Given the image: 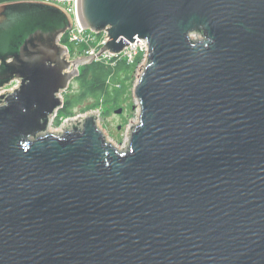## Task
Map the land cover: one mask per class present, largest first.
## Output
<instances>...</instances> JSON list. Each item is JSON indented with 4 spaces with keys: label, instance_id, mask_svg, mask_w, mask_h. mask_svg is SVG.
Masks as SVG:
<instances>
[{
    "label": "water",
    "instance_id": "95a60500",
    "mask_svg": "<svg viewBox=\"0 0 264 264\" xmlns=\"http://www.w3.org/2000/svg\"><path fill=\"white\" fill-rule=\"evenodd\" d=\"M74 13L107 40L69 61L61 8L0 4V264H264V0H75ZM136 39L125 149L96 112L50 132L79 68Z\"/></svg>",
    "mask_w": 264,
    "mask_h": 264
},
{
    "label": "trees",
    "instance_id": "16d2710c",
    "mask_svg": "<svg viewBox=\"0 0 264 264\" xmlns=\"http://www.w3.org/2000/svg\"><path fill=\"white\" fill-rule=\"evenodd\" d=\"M22 0H0V4ZM62 43L66 44L65 38ZM139 58L136 64L139 63ZM79 75L73 80L78 91L73 92L70 84L68 92L64 94L61 108L58 110L52 125L59 126L65 119L73 118L78 107L85 98L92 102L84 106L82 112L99 108L101 105H110L120 108L127 91L133 82L135 65H128L123 60L115 61L113 65L92 62L79 69Z\"/></svg>",
    "mask_w": 264,
    "mask_h": 264
},
{
    "label": "built area",
    "instance_id": "2783aa9c",
    "mask_svg": "<svg viewBox=\"0 0 264 264\" xmlns=\"http://www.w3.org/2000/svg\"><path fill=\"white\" fill-rule=\"evenodd\" d=\"M44 4H50L61 8L71 19V28L67 30L59 39V42L62 46L67 49V60L73 61L76 58L87 57L97 53L104 42L107 40L106 33H93L89 30L84 29L81 27L75 17L74 13V4L75 0H30ZM66 40V44L62 43V39ZM72 47V49L70 48ZM147 52V46L143 39H136L135 41L131 42V44L125 46L123 51L118 54H110L104 53L100 56L95 55L93 56L94 61L98 63H103L105 65H113L115 61L123 60L128 65H135V78L136 81L140 76L142 69L145 65V55ZM139 58V63L136 64V60ZM14 83V82H13ZM11 83V85H13ZM10 85V86H11ZM15 86L11 87L10 89L14 88ZM8 89V90H10ZM136 107V115L135 121L127 125L124 130L123 136L124 140L120 147H116L119 150L125 149L128 141H129V133L133 125H135L138 121L139 116V106L137 101L135 102ZM68 121L65 119L63 124ZM63 126V125H62ZM61 126V127H62Z\"/></svg>",
    "mask_w": 264,
    "mask_h": 264
},
{
    "label": "rangeland",
    "instance_id": "374dc122",
    "mask_svg": "<svg viewBox=\"0 0 264 264\" xmlns=\"http://www.w3.org/2000/svg\"><path fill=\"white\" fill-rule=\"evenodd\" d=\"M72 49V47L70 46ZM81 68V67H80ZM80 71V70H79ZM136 83L135 75L133 77V82L131 83V87L126 93V96L124 100L122 101V105L120 108H112L110 105H101L99 108L95 110H91L88 112H82V109L84 106L88 105L92 102V99L85 98L82 103L75 108V116H84V114L89 112H96L99 114V118L97 120V125L100 128V130L103 132V134L106 137V140L110 142L115 147H120L124 140V130L130 123L135 121V107H136V100L133 96V88ZM16 83L14 82L13 85L6 87V89H10L11 87L15 86ZM72 91L76 92L78 91L77 86L74 84V82L71 83ZM68 90H66L65 93H67ZM121 109L122 112L120 114H116V110ZM64 120L61 122L59 126H51L50 132L52 133H58L61 126L63 125Z\"/></svg>",
    "mask_w": 264,
    "mask_h": 264
},
{
    "label": "bare ground",
    "instance_id": "6f19581e",
    "mask_svg": "<svg viewBox=\"0 0 264 264\" xmlns=\"http://www.w3.org/2000/svg\"><path fill=\"white\" fill-rule=\"evenodd\" d=\"M88 114V113H87ZM87 114H84V115H87ZM83 117V116H82ZM77 119V118H76ZM73 121L75 120V119H72ZM71 124V121L70 120H68V121H66L64 124H63V126L60 128V130L58 131V132H61V130H62V128H64L65 126L67 127V126H69Z\"/></svg>",
    "mask_w": 264,
    "mask_h": 264
}]
</instances>
